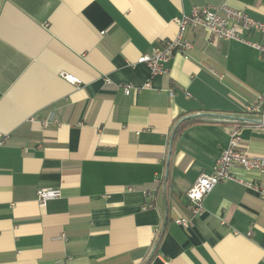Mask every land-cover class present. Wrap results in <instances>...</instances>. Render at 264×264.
<instances>
[{
    "label": "crops",
    "instance_id": "0c3cea01",
    "mask_svg": "<svg viewBox=\"0 0 264 264\" xmlns=\"http://www.w3.org/2000/svg\"><path fill=\"white\" fill-rule=\"evenodd\" d=\"M205 5L264 20V0H0V264H264V173L235 166L252 185L218 183L200 214L185 195L234 126L264 156V99L245 109L264 58L194 28L166 73L137 61ZM38 189L60 195L40 207Z\"/></svg>",
    "mask_w": 264,
    "mask_h": 264
},
{
    "label": "built area",
    "instance_id": "2783aa9c",
    "mask_svg": "<svg viewBox=\"0 0 264 264\" xmlns=\"http://www.w3.org/2000/svg\"><path fill=\"white\" fill-rule=\"evenodd\" d=\"M174 22L178 27L177 36L172 40L164 41L161 48L152 51L150 54H143L137 60L148 66L150 76L166 73V63L175 52L186 56L192 47V43L184 37V33L194 28L206 30L209 41L235 40L248 44L264 58V20L254 19L241 9H235L228 5L193 7L189 14H181L178 18L175 17ZM252 32L259 33L261 41H251L244 36L245 33ZM103 33L100 32V34ZM61 77L73 86L80 84L79 79L70 73L63 72ZM129 87V85L124 87L125 93L129 92ZM263 99L264 96L259 95L257 98L258 103L248 105L245 109L256 111L258 104ZM260 120L264 123V113ZM40 123L42 126H47L50 123H57V120L53 117L43 118ZM7 137L6 134L0 133V147L4 145ZM228 139L227 146L222 149L219 157L215 160L213 170L210 173L200 174L186 191L188 208L192 215L200 214L203 211L205 197L218 183L231 180L247 187L252 185L250 181L238 178L233 174L232 169L235 166H239L246 172L264 173V156L249 153L244 149L239 126L230 129ZM155 181L160 182V178H156ZM59 195V190L38 189L35 201L40 207H44L47 200ZM146 196L148 199H152L150 192H146ZM144 207L147 208V205H144ZM175 223L187 228L190 222L187 218H178Z\"/></svg>",
    "mask_w": 264,
    "mask_h": 264
},
{
    "label": "trees",
    "instance_id": "16d2710c",
    "mask_svg": "<svg viewBox=\"0 0 264 264\" xmlns=\"http://www.w3.org/2000/svg\"><path fill=\"white\" fill-rule=\"evenodd\" d=\"M195 118H196V116L195 117H190V118L186 119L187 122L186 121H184V122H186V123H188V122H194Z\"/></svg>",
    "mask_w": 264,
    "mask_h": 264
}]
</instances>
